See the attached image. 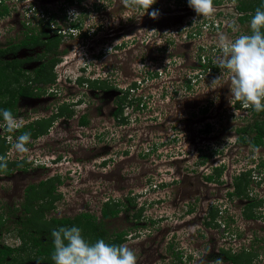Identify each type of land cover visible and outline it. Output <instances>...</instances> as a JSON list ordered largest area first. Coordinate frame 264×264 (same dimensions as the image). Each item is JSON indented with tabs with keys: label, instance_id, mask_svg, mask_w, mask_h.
Wrapping results in <instances>:
<instances>
[{
	"label": "rangeland",
	"instance_id": "obj_1",
	"mask_svg": "<svg viewBox=\"0 0 264 264\" xmlns=\"http://www.w3.org/2000/svg\"><path fill=\"white\" fill-rule=\"evenodd\" d=\"M84 1L66 5V14L55 9L66 36L62 45L75 47L58 65V81L65 85L63 93L82 96L81 103L71 107V122L56 119L53 134L61 143L46 156L37 151L45 162L42 168L31 165L0 178V243L21 245L24 188L58 174L62 182L57 193L62 195L56 212L46 213L47 220L83 211L99 215L109 198L126 203L129 198L134 202L130 210L105 223L111 235L127 232L124 244L136 251L138 264H231L222 249L252 250L254 263L264 264V145L252 149L238 143L237 128L254 117L233 100L230 73L225 71L213 90L209 84L221 70L201 66L205 56L212 67L217 64L220 34L235 38L249 33L250 25L237 20V0L214 3L206 17L198 16L187 0H156L148 12L133 0H94L97 5L87 11ZM55 3L60 7L62 2ZM44 7H31L36 27ZM10 9L0 22V44L5 35L23 34L19 15ZM153 9L161 13L155 19L149 14ZM74 23L87 34H79ZM82 41L84 49H78ZM106 75L124 88L136 83L130 96L142 99L139 105L124 104L126 122L111 114L112 97L96 101L78 81ZM86 110L90 124L77 127V116ZM15 151L11 158L19 155ZM58 155V164L48 161ZM215 166L224 167L221 181H206L203 175ZM250 168V197H231L234 177ZM253 198L262 203L254 208L257 218L246 219L244 209ZM212 207L219 210L218 225L206 223ZM140 209L137 219L134 213ZM21 264L44 263L27 259Z\"/></svg>",
	"mask_w": 264,
	"mask_h": 264
},
{
	"label": "trees",
	"instance_id": "obj_2",
	"mask_svg": "<svg viewBox=\"0 0 264 264\" xmlns=\"http://www.w3.org/2000/svg\"><path fill=\"white\" fill-rule=\"evenodd\" d=\"M222 0H214L215 4L221 3ZM258 7H264V0H237L236 10L239 13L238 22L241 25H250V19L255 14V10ZM8 14V6H3L1 14ZM251 30H249L250 33ZM23 44L25 42L23 41ZM4 50L0 49V108H10L13 112H16L17 99L21 93L30 94V92L19 85H13L15 80L19 77L20 73L11 62L2 59V54ZM201 58V57H200ZM60 60L57 59L51 65V76L49 80L55 79V74L53 73L54 64ZM202 60V58H201ZM205 62L201 61V66L203 68H213L218 69L217 64L213 67L210 65L211 61L208 57L203 58ZM208 60V62H207ZM210 61V62H209ZM12 65V67H11ZM83 78H79V82L82 83ZM93 87H99L101 84H106L107 81H100L95 79H87ZM136 83H133L126 90H122V96H119L118 109L115 111V116L120 118L122 122H126V117L124 116V104H133L137 101L138 105L142 98L130 96L131 90H135ZM188 87H191L188 84ZM135 102V103H137ZM241 104L239 107H242ZM140 107V106H139ZM250 113L253 115V122L237 128V133H239L237 141L243 146H248L251 148H258L264 145V111L256 112L251 107H246ZM61 115H73L74 109H68L66 106L62 107L60 110ZM52 118H43L39 121L29 124L30 129L24 127L20 129V133L28 131L31 136L38 137L41 134L47 132L49 126L51 125ZM88 123V118L83 115L80 119V124L85 125ZM19 133V134H20ZM8 145L0 147V153L7 150ZM205 158L201 160V164L205 163ZM6 167L0 168V170L5 171V174H12L14 170L17 169H28L29 165L24 166L20 161H8L5 158ZM224 167H214L213 170L207 174H204V178L209 182H219L221 181V176L223 174ZM62 179L57 174L51 176L45 180H41L39 183L31 184L26 190L24 199L22 202V208L24 215L19 216L18 223L22 227L18 230L19 237L22 239V243L19 246H11L8 244L2 245L0 243V264H21L27 259H36L44 264H54L51 259L54 247L52 244L51 231L57 229L61 226H79L84 237L89 242H95L97 239H104L110 244H124L127 238V232L120 231L113 235L109 233V229L106 227V220H110L117 217L122 211H129L130 207L134 202L131 199H127L128 203L120 199L109 198L104 201L100 209V214L91 213L89 211H83L75 216H59L52 215L51 218L46 217V213L54 209L56 212V202L60 199L61 193H57V186L61 184ZM251 183V171L243 172L238 174L234 178L233 192L228 194L231 197L238 198H249L251 195L250 190ZM262 200L256 198L251 199L247 202L245 206V217L246 218H257L254 208L261 204ZM142 210H137L134 216L137 219L141 218ZM53 213V214H54ZM219 210L217 207H212L208 212L209 220L207 224L217 223V216ZM1 218V216H0ZM1 220V219H0ZM3 222L0 221V229L2 228ZM32 249V254H27L23 257L24 252H29ZM35 249V251H34ZM224 260L230 262L231 264H255L254 256L255 253L252 250L243 249L239 252H232L231 250L222 249ZM216 260V259H215ZM221 260V259H220ZM217 261V260H216Z\"/></svg>",
	"mask_w": 264,
	"mask_h": 264
},
{
	"label": "flooded vegetation",
	"instance_id": "obj_3",
	"mask_svg": "<svg viewBox=\"0 0 264 264\" xmlns=\"http://www.w3.org/2000/svg\"><path fill=\"white\" fill-rule=\"evenodd\" d=\"M58 0H39V4H44L46 7H44L42 10L41 16L43 18L39 21V26L36 27L35 19L31 15L32 9L31 7L35 6L37 7V0H21L20 2H16L15 0H0V11H2L3 6H8L9 12L10 8L12 7L14 15L18 17L19 24L21 25L23 34L20 37H13L12 35L8 36L5 35V43L3 41L0 44V49L4 50V53L2 54V59L5 61H9L12 63V65L17 69L20 73L17 80H15V83L13 85H19L21 87L26 88L30 94H24L21 93L18 97L17 106H16V112L14 114L18 116H23L25 119V127L27 129H30V126H28L31 123H34L36 121H39L43 118L51 119L52 122L49 126L47 132L44 134L39 135L38 137L31 136V140L29 144L27 145L28 151L25 153H19L17 158H11L12 150H15L12 145L15 142V137L18 135L20 130H18L16 133H7V132H0V147L5 146V143L8 145L7 150L5 152L2 151L0 153V156H3L8 161H20L21 164L24 166L29 165V168L31 169V165H36L37 167L42 168V157L38 154V150L42 152V156H46L47 152H52V150L57 149V145L61 142L57 143L56 138L54 137L56 133V119L60 118L61 122H71L69 118H72L74 114L71 115H61L60 110L62 107L66 106L68 109H74L71 108L74 105H78L81 103V97H77V99L72 98L71 96H68V92L63 93L64 90V84L59 83L58 81V71L57 67L60 63L63 62V58L70 53V50L72 51L74 46L72 44L70 45H62V41L64 39L65 34L62 32L63 25L60 22L57 11L55 9H60L63 14H66L67 9L66 5L71 7L74 6L75 3L79 2L80 0H59L61 3L60 7H56V3ZM98 1V0H97ZM97 1L94 2V0H86L88 5H85L87 8V11H89V8L94 5H97ZM94 2V3H93ZM99 2V1H98ZM47 3H50V7L47 6ZM9 4H11L9 6ZM30 4L29 8H25V5ZM54 4V7H53ZM42 7V5H41ZM27 10L22 12L23 10ZM9 14V13H8ZM5 13L0 15V22L5 18ZM42 22V25L40 24ZM12 24V23H11ZM47 24V25H46ZM13 25V24H12ZM78 27L79 33H82V25L78 23H74ZM77 27H74L77 29ZM4 29V27L2 26ZM114 30V29H113ZM1 31V30H0ZM77 31V30H76ZM2 32V31H1ZM7 32V31H6ZM5 32V34H6ZM95 32V31H93ZM84 34H87L85 32ZM23 41L25 44H23ZM78 42V49H84V46L81 45ZM88 48V47H87ZM60 60L54 64L53 73L55 74V79L50 81L49 76H51V65L53 62H55L57 59ZM11 65V67H12ZM13 68V67H12ZM110 76L106 75L104 78H97L95 80L100 81H107L106 84H101L99 87H93L91 86V83L87 81V79H82V85H85L90 89L91 93L94 94V98L96 101H103L104 97H112L113 102H115V109L112 111V115L115 116V111L118 109V103H119V96H122V90H126L130 85H126L125 88L118 84L116 81H112L109 79ZM92 79V78H88ZM79 81V79H78ZM64 90V91H63ZM109 92L108 94H106ZM86 91H84L85 96ZM68 94V95H67ZM75 103H74V102ZM22 102V103H21ZM44 102V104H39ZM106 102V101H103ZM72 103V104H71ZM20 104V105H19ZM39 104V106H38ZM95 105V100L94 103ZM50 106V108H49ZM100 105H95L96 108H99ZM48 110L49 112L46 114H41L43 110ZM75 112V109H74ZM87 110L85 113L81 112L80 115L77 116V127L80 124V119L83 115H86L88 118V123L81 126L89 125V116L87 115ZM63 126H67V123H63ZM11 137V138H9ZM60 147V146H59ZM66 147V146H62ZM51 149V151H47ZM65 148H63L64 150ZM30 153V154H29ZM16 154V151H15ZM31 155V156H30ZM61 155H58L56 157L49 158L51 163L54 161L58 162ZM5 162V161H4ZM45 163V162H44ZM31 166V167H30ZM28 167V166H27ZM28 168V169H29ZM29 169V170H30ZM21 173L24 172V169H17ZM0 178L2 177V180L5 179V171L0 170ZM54 176V175H53ZM8 177V176H7ZM1 180V179H0ZM234 180V179H233ZM33 184V183H32ZM31 185V184H30ZM26 186L24 188V195L25 190L30 186ZM119 216V215H118ZM114 217V218H118ZM113 219V218H112ZM246 219H255V218H246Z\"/></svg>",
	"mask_w": 264,
	"mask_h": 264
},
{
	"label": "clouds",
	"instance_id": "obj_4",
	"mask_svg": "<svg viewBox=\"0 0 264 264\" xmlns=\"http://www.w3.org/2000/svg\"><path fill=\"white\" fill-rule=\"evenodd\" d=\"M133 2L148 12L156 0H133ZM187 3L198 16L206 17L214 11V0H187ZM149 14L155 19L161 13L158 9H153ZM75 15L74 11L70 12V16ZM232 23L235 25L236 21ZM249 23L251 31L248 34H239L235 38L219 35L220 56L216 63L221 75L213 78L209 85L215 90L223 73L227 71L231 74L230 94L233 100L241 102L245 109L251 107L256 112H262L264 111V7L255 10ZM76 30L79 32L80 29L77 27ZM84 33L79 34L84 35ZM24 127L23 116L14 114L10 108H0V132L16 133ZM30 140L31 133L24 131L16 135L12 147L18 153H25L29 150L27 145ZM4 161L5 158L0 156V168L7 166ZM248 171H251L253 180L251 168L243 172ZM51 237L54 247L51 259L54 264H138L134 249L125 244L107 243L102 238L89 242L84 237L82 229L76 225L53 229ZM216 264L221 262L217 260Z\"/></svg>",
	"mask_w": 264,
	"mask_h": 264
},
{
	"label": "built area",
	"instance_id": "obj_5",
	"mask_svg": "<svg viewBox=\"0 0 264 264\" xmlns=\"http://www.w3.org/2000/svg\"><path fill=\"white\" fill-rule=\"evenodd\" d=\"M26 7L25 8H29L30 7V4H28V5H25ZM24 11H27L26 9L25 10H23L22 12H24ZM34 13V12H33ZM52 164H58V163H52Z\"/></svg>",
	"mask_w": 264,
	"mask_h": 264
}]
</instances>
